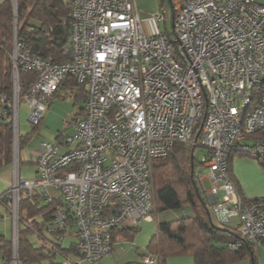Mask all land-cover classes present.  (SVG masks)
Here are the masks:
<instances>
[{
  "label": "built area",
  "instance_id": "1",
  "mask_svg": "<svg viewBox=\"0 0 264 264\" xmlns=\"http://www.w3.org/2000/svg\"><path fill=\"white\" fill-rule=\"evenodd\" d=\"M170 5L172 32L148 33L135 0H71L69 58L62 62L32 54L14 37L13 92L11 98L0 96L14 147L21 101L28 105V121L37 125L44 99L67 76L87 91L74 133L60 142H40L35 178L20 175L13 160V180L0 193V206L13 221L8 264H20L21 198L39 192L51 199L50 190L64 203L54 214L55 226L63 227L70 216L80 252L62 263L93 264L108 255L113 229L152 215L153 164L176 142L197 159L198 187L214 197V223L236 217L241 237L254 250L264 242V202H244L228 177V158L239 143L249 144L244 148L255 158L264 157V4L170 0ZM152 19L164 22L165 9ZM20 69L37 73L22 95ZM157 261L154 253L142 256L145 264Z\"/></svg>",
  "mask_w": 264,
  "mask_h": 264
},
{
  "label": "trees",
  "instance_id": "2",
  "mask_svg": "<svg viewBox=\"0 0 264 264\" xmlns=\"http://www.w3.org/2000/svg\"><path fill=\"white\" fill-rule=\"evenodd\" d=\"M164 1V0H161ZM170 1V0H169ZM71 0H16L14 6L11 0L0 4V96L9 98L13 92V63L11 52L14 37L22 41L26 49L42 58H51L62 62L69 58V12ZM37 73L33 70H19L20 94L27 91L36 80ZM67 87L74 92L77 102L86 96L84 85L78 84L67 76L51 96H59L60 89ZM51 97L49 102H51ZM30 131L18 134V149H23L31 140L37 125H31ZM61 138V134L58 138ZM242 144V145H241ZM239 143L228 158V177L235 190L244 202L261 200L264 196L247 198L242 195L239 185L231 174V160L235 154L250 153L249 144ZM13 130L10 122L1 116L0 111V170L11 165L13 161ZM192 149L181 142H176L167 155L158 158L153 164L154 210L152 214L163 210H173L183 206H191L194 216H185L170 221L156 223V231L152 236L148 251L158 256L161 264L168 257L191 255L194 264H234L251 259L252 264H258L252 256V246L227 224H216L211 221L204 198V192L198 187L194 167L197 166ZM264 165V157L257 158ZM191 162L193 170H191ZM60 197L47 199L38 192L23 195L19 203L17 227V258L20 264H63L65 258L78 256L75 241L68 248L63 246L59 235L75 237L73 221L70 216L63 227L55 226L54 214L63 207ZM53 230L50 231V227ZM137 227L127 229L115 228L111 232V246L116 233L125 238L131 237ZM34 234L40 241L35 245L30 240ZM239 243L237 248H231L230 243ZM11 239L0 235V259L8 264L11 259ZM58 257L62 259L60 262ZM123 264H145L142 261H130Z\"/></svg>",
  "mask_w": 264,
  "mask_h": 264
},
{
  "label": "rangeland",
  "instance_id": "3",
  "mask_svg": "<svg viewBox=\"0 0 264 264\" xmlns=\"http://www.w3.org/2000/svg\"><path fill=\"white\" fill-rule=\"evenodd\" d=\"M13 3V0H11ZM136 6L139 9V14L142 15L143 18H145V27L147 28L149 33H152L154 30V24L155 21L152 19V16L157 11H160L162 9H165L166 11V19L164 22H159V28L163 32H172V21H171V5L169 0H135ZM146 30V31H147ZM13 49V48H12ZM19 79V75H18ZM50 99H44V102L46 103V108L42 112V118L40 123L37 126V130L34 131V134L28 144V146L31 147V145L34 144V142H40L41 140H52L56 134H61V137H64L67 134H73L74 133V119L75 117L81 113L83 101L77 102L74 97V92L68 89L67 87H62L60 89V95L59 96H53L51 97V102H49ZM19 128L18 133L19 134H25L26 132L30 131L32 126L30 122L28 121V105L24 101L20 102V108H19ZM35 145V144H34ZM27 147L24 149H18V146L16 144L15 147H13V160L19 158V167H20V173L22 175H25L26 171H29L30 168H32V164H29L26 161L27 158ZM19 154V157H18ZM233 159L236 160V162L239 163V167H241L242 172L246 175L247 178H245V183L248 188H253V186L257 183L256 175L261 173V169L264 170V167L261 165H258L260 162L250 153H243V154H235L233 156ZM254 161L255 164L260 168L259 170L253 169L252 171L249 169V162ZM258 162V163H257ZM264 166V165H263ZM27 173V172H26ZM262 174V173H261ZM248 175H250L248 177ZM28 177V174H27ZM204 185L206 189L209 188V183L207 181L204 182ZM203 192V191H202ZM205 193V192H204ZM204 198H206V195L204 194ZM207 199V198H206ZM208 202V201H207ZM208 204V203H207ZM175 210H178L177 212L181 214V216H191L195 215L194 209L187 205L180 208H177ZM175 210H163L160 212H157L155 214H152L154 217L159 216L160 214L164 213L165 215H169L167 220L175 218L173 215L175 213ZM0 211L2 213V216H0V235L5 236L8 239H11L13 236V221L11 219V215L6 212L5 208L3 206H0ZM186 211L187 213L183 212ZM169 213V214H168ZM172 214V215H171ZM164 218V217H162ZM163 221V219H162ZM118 236H116L115 239H117ZM30 240L33 244L38 245L40 241L37 239V237L32 234L30 236ZM116 242V243H114ZM70 243V238H67L64 242V245H68ZM126 245V247H133V251L136 248L134 244L131 242H121ZM113 246H118L120 242L114 240ZM120 246V245H119ZM253 248V246H252ZM259 258H257L258 264H264V246H261L259 249ZM137 258V255H136ZM59 261L61 262L62 259L58 257ZM1 264V259H0ZM95 264V263H93Z\"/></svg>",
  "mask_w": 264,
  "mask_h": 264
},
{
  "label": "crops",
  "instance_id": "4",
  "mask_svg": "<svg viewBox=\"0 0 264 264\" xmlns=\"http://www.w3.org/2000/svg\"><path fill=\"white\" fill-rule=\"evenodd\" d=\"M4 1L5 0H0V4H2ZM257 1L264 4V0H257ZM137 6H139V5H137ZM137 9H139V8L137 7ZM138 12H139V10H138ZM139 16H140V19L142 20L143 27L146 31L147 30V28L145 27L146 20H145V18L142 17L141 14H139ZM158 25H159V22L154 24V30L152 32H155L156 30L160 29ZM146 32H148V30ZM61 139L62 138H60V136L58 138V134H56V136L50 141L60 142ZM40 142L39 143L37 141L34 142L35 145L34 144L31 145V147L28 146L29 143L25 146L28 149L27 150V158H26L25 162L32 164V168H30L29 171H26L27 173L25 172L26 176H24V175H22V173H20V167H19L20 165H19V161H18L19 158L17 159L18 172L20 173V175L24 176L25 178L33 179L36 177V172H37V167H36V161L37 160L36 159H37V152L39 149ZM18 157H19V154H18ZM239 163L240 162L237 163L236 160L232 158V160H231V174H232L233 180L238 183L242 195L247 197V198L264 196V170L261 169V171H262L261 172L259 170L260 168L257 166V164H255L254 161L249 162V166H250L249 169L251 171L253 169H257L262 174L261 173L257 174L256 175V178H257L256 185L253 186V188H248L246 183H245V178H247V177L242 172L241 167H239ZM258 165H260V164L258 163ZM262 167H264V166H262ZM13 170H14L13 161H12L10 166L0 170V193L5 191L8 188V186L11 184V182L13 180ZM27 174H28V177H27ZM249 176L250 175H248V177ZM50 193L53 194V197L51 199H53V198L55 199V198L59 197L52 190H50ZM205 195L207 198V199L205 198V202H206V204L208 203L207 207H208V211H209V216H210L211 221H213L210 206L212 204V201L214 200V197H213V195H211L209 193H205ZM47 199H50V198H47ZM173 210H175V209H173ZM177 211L178 210H175V213L173 215L175 218H173V219L185 217V216H181V214H179ZM183 212L187 213L186 211H183ZM160 215H161L160 216L161 220L159 219L158 214L156 217L151 215L149 218H146V219L138 222L137 224L132 225V226L137 227L138 229L135 233H133L131 235V237L125 238L121 233H116L115 238H116V236H118V238L115 240L120 242V244H118V246H115V247L112 245L111 251L109 252V254L106 255L105 257L101 258L100 260L96 261L95 264H123V263L130 262V261H138V260L142 261L143 255L151 253L150 251H148L147 247H148V244H149L152 236L155 234L156 223L173 220V219L167 220L166 217L169 216L167 214L165 215L164 213H162ZM191 216H193V215H191ZM162 217H164V218H162ZM162 219H163V221H162ZM226 224H227V226L233 228L236 232L239 231L238 230V219L236 217H232L228 221V223H226ZM129 227H131V226H129ZM127 228L128 227H121L118 229H127ZM67 238H70V243L65 246L64 242ZM64 239L65 240L63 241V246L66 248L70 247L72 245L73 241H75V237L71 236V235L65 236ZM11 242H12V238H11ZM121 242H131L132 244H134V246H136V248L133 251V247L132 248L126 247V245L121 243ZM114 243H116V242H114ZM261 246H264V242L260 245L258 250H254V249L252 250V256L259 258V256H260L259 249L261 248ZM136 255H137V258H136ZM251 259H252V257H251ZM251 259L243 260V261H240V262H237L234 264H252ZM1 262H2V260H1ZM41 264H48V262H43ZM157 264H161L159 258H158ZM163 264H194V260H193L191 255H177V256L168 257Z\"/></svg>",
  "mask_w": 264,
  "mask_h": 264
},
{
  "label": "water",
  "instance_id": "5",
  "mask_svg": "<svg viewBox=\"0 0 264 264\" xmlns=\"http://www.w3.org/2000/svg\"><path fill=\"white\" fill-rule=\"evenodd\" d=\"M15 5H16V2H15ZM191 170H193V163L191 162Z\"/></svg>",
  "mask_w": 264,
  "mask_h": 264
}]
</instances>
